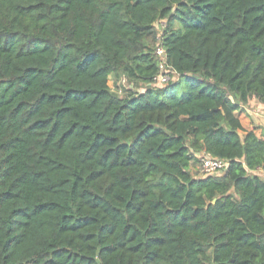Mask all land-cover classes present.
I'll return each instance as SVG.
<instances>
[{
  "label": "trees",
  "instance_id": "trees-1",
  "mask_svg": "<svg viewBox=\"0 0 264 264\" xmlns=\"http://www.w3.org/2000/svg\"><path fill=\"white\" fill-rule=\"evenodd\" d=\"M251 99L264 0H0V264H264Z\"/></svg>",
  "mask_w": 264,
  "mask_h": 264
},
{
  "label": "rangeland",
  "instance_id": "rangeland-1",
  "mask_svg": "<svg viewBox=\"0 0 264 264\" xmlns=\"http://www.w3.org/2000/svg\"><path fill=\"white\" fill-rule=\"evenodd\" d=\"M109 87H110V91L111 93L116 96V97H121L123 96L125 93H127V90H128V86L125 82V79H123V77H120V78H115V77H110L109 78ZM137 89L139 91H142L143 90V87L142 86H138ZM262 107V106H261ZM247 108L248 110L250 111H245L243 110L244 108L241 109V111L238 112V117L239 119L241 120H244V126L246 128L249 129V126L253 125L252 124V119H251V115L252 113H256L258 112V104H257V101L251 99L249 101V103L247 104ZM261 109V112L262 114L264 115V106L262 108H259ZM242 113H244V116L241 117V115H243ZM264 118V117H263ZM246 120V122H245ZM263 127V125H261ZM241 137H243V134L240 133ZM190 171L191 173L201 177L203 176V174L201 173V167H200V163H195V164H192L191 167H190ZM264 178V176H262Z\"/></svg>",
  "mask_w": 264,
  "mask_h": 264
},
{
  "label": "built area",
  "instance_id": "built-area-1",
  "mask_svg": "<svg viewBox=\"0 0 264 264\" xmlns=\"http://www.w3.org/2000/svg\"><path fill=\"white\" fill-rule=\"evenodd\" d=\"M156 54L159 55L162 59L159 64L160 73L158 76L153 78V81L157 84H165L170 80V77L174 72L172 70H168L165 63V54L162 47L158 46L156 48ZM200 167L201 173L203 175L220 173L226 168V162L217 158L212 157H200Z\"/></svg>",
  "mask_w": 264,
  "mask_h": 264
},
{
  "label": "crops",
  "instance_id": "crops-1",
  "mask_svg": "<svg viewBox=\"0 0 264 264\" xmlns=\"http://www.w3.org/2000/svg\"><path fill=\"white\" fill-rule=\"evenodd\" d=\"M253 100L255 101V99H253ZM257 104H258V112L252 113L251 119H252L253 125L249 126V129L244 126V120H241V119H239V120L241 122V125H242L244 131H246V132L247 131H253L258 137H260L263 134V130H264V118H263L264 115L262 114L261 109H259V108H262L264 106V104H261L259 102H257ZM243 110L249 111L247 106H245ZM242 114L243 115H241V117L244 116V113H242ZM245 122H246V120H245ZM261 125H263V127ZM242 134H244V132ZM253 174H256V175L262 177V176H264V171L258 170V171L253 172Z\"/></svg>",
  "mask_w": 264,
  "mask_h": 264
}]
</instances>
